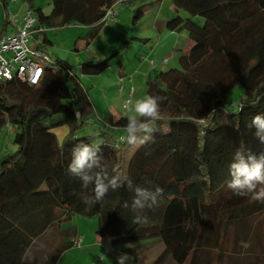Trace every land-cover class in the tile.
<instances>
[{
  "label": "trees",
  "instance_id": "trees-1",
  "mask_svg": "<svg viewBox=\"0 0 264 264\" xmlns=\"http://www.w3.org/2000/svg\"><path fill=\"white\" fill-rule=\"evenodd\" d=\"M33 1L26 0L29 8ZM117 1L50 0L48 14L37 8L36 27L86 26L93 39ZM171 6L175 15L155 20V32L186 33L190 46L178 59L179 69L148 77L146 92L163 97L153 140L136 145L126 171L117 147L126 143L101 141L102 164L113 175L128 176L134 186L163 189L156 204L143 210L123 207L133 196L126 186L85 202L92 185L82 188L67 171L74 145L94 143L108 132L75 135L91 104L74 67L59 59L50 64L46 56L37 85L17 77L0 80V129L12 127L17 142L16 151L0 159V264H56L72 241L49 251L38 246L39 240L52 225L74 215L95 217V233L112 244L154 239L161 249L147 264L167 259L213 264L210 253L220 252L227 233L264 213V200L236 195L226 186L238 147L264 151L250 126L252 116L264 111V0H172ZM132 11L135 23L143 12ZM41 44H50L43 31L35 46L43 51ZM115 53L85 60L80 74H101ZM236 85L241 96L230 105L227 94ZM101 121L110 129L126 124L123 116ZM59 125L69 126L61 144L52 131Z\"/></svg>",
  "mask_w": 264,
  "mask_h": 264
},
{
  "label": "rangeland",
  "instance_id": "rangeland-1",
  "mask_svg": "<svg viewBox=\"0 0 264 264\" xmlns=\"http://www.w3.org/2000/svg\"><path fill=\"white\" fill-rule=\"evenodd\" d=\"M171 1L138 0L127 7L122 6L121 8L119 5H114V22H120L117 30L115 32L105 30L102 35L98 34L93 39L87 37L89 28L84 26L46 28L45 32H49V40L52 44L40 46L49 56L50 64L58 59L50 57V49H53L54 52L57 51L60 54L58 55L59 60H63L75 68L91 106L92 101L88 93L94 89L98 90L101 99L103 97L111 101L117 99L115 95L121 84L120 75L126 80L133 77L132 86L136 91L145 93L148 81L147 74L151 72V76L153 77L159 71H167L173 68L179 69L180 64L178 59L183 54V51L188 50L190 46L186 33L179 34L164 31L162 32V38L165 35L167 36H165L164 40H158V35L154 29V22L155 20H167L170 16L175 15L171 10ZM6 3L7 11L3 13L1 9L2 3L0 2V25L4 23V20H8L10 23L21 21L23 12L29 7L26 0H14L11 2L6 0ZM33 5L34 8H31L33 14L36 13L38 7H41L45 14H48L52 8L50 0H34ZM148 5L149 7H147ZM134 9H139L143 12L140 18L135 20V23L132 21L134 16L132 10ZM178 14L181 16L186 15L184 12ZM197 19H200V22L202 20L199 17ZM6 27L9 29L10 24L8 23ZM102 29L100 28L98 32H101ZM78 38L88 41V44L84 48L83 55L75 59L73 47L78 43L75 42ZM94 42L95 44L92 45ZM27 44L33 46L34 39L30 37ZM114 51L116 53L107 59L109 67L104 72L97 76L80 74L78 66L82 62L87 59H92L93 61L102 60L110 56ZM164 58L167 60L165 63H163ZM151 63L156 66L154 71H150L151 69H149L152 68ZM241 91L242 88L239 85L234 86L227 94V103L230 105L236 103L241 96ZM101 99L97 100L100 101ZM93 105L97 106L94 103ZM103 106L105 105L103 104ZM97 110L99 111L98 108ZM58 117L60 116H56L52 120H58ZM52 131L55 133L57 141L61 144L65 134L69 132V126H55L52 127ZM14 136L15 130L12 127L5 126L0 129V159L16 151L17 142ZM122 144L120 142V146L118 145L117 147L118 149H124L120 153V166L126 171L131 154L135 150L132 146H136L137 144L131 145V148L128 150L126 148L128 144ZM96 221L95 217L74 215L69 219L61 221L58 225H52L46 230L41 240H39L38 246L51 251L53 246L60 245L66 239L83 238V246H102L103 250H105L102 253L104 255L103 258L107 264H115L116 258L122 253H128L134 257V254L128 251L135 252L136 256L141 260H144L143 256L145 254H148L149 258L152 259L155 258L161 249L154 239L118 243L111 247L108 236H99L95 233ZM227 234L226 242L219 246L220 252L214 251L210 253L213 264H217V253L220 255V264H264V213L248 219L244 225L236 229V233L231 232ZM244 241H247L250 246L247 248L242 247V242ZM77 248H71L72 252L65 254L61 258L60 264H87L91 262L88 258L81 261ZM82 251L83 248L81 249ZM134 264L142 263L136 261L134 258ZM165 264L176 263L167 259Z\"/></svg>",
  "mask_w": 264,
  "mask_h": 264
},
{
  "label": "clouds",
  "instance_id": "clouds-1",
  "mask_svg": "<svg viewBox=\"0 0 264 264\" xmlns=\"http://www.w3.org/2000/svg\"><path fill=\"white\" fill-rule=\"evenodd\" d=\"M27 9L32 10L29 7ZM37 34L42 35V32ZM162 102L163 97L147 92L135 99L121 100L120 109L126 124L123 126L124 134L120 136V140L128 145H144L152 141L153 132L156 131L155 123L161 118ZM250 126L258 142L264 144V111L252 116ZM101 143L99 140L94 143L80 142L71 150L67 171L79 179L82 188L92 185V194L84 197L85 202L100 201L110 189L126 186L131 189L133 196L131 204L125 201L123 207L143 210L146 206L156 204L163 189L159 186H134L128 176L113 175L102 164L104 157ZM226 186L236 195L251 194L256 200H264V151L255 153L251 149L238 147L228 165ZM249 246L247 241L242 242V247ZM101 260L100 257L99 261ZM115 264H134V257L122 253L116 258Z\"/></svg>",
  "mask_w": 264,
  "mask_h": 264
},
{
  "label": "crops",
  "instance_id": "crops-1",
  "mask_svg": "<svg viewBox=\"0 0 264 264\" xmlns=\"http://www.w3.org/2000/svg\"><path fill=\"white\" fill-rule=\"evenodd\" d=\"M8 1L11 2V1H14V0H8ZM114 5L115 6L119 5L120 8L122 7L118 3V1ZM1 9H2L3 13H4V11H7L6 5H2ZM1 9H0V13H1ZM113 10H114V6H112V8H111V15L108 16L107 20H105L103 22V24L101 25V27H100V28H103L102 31L98 32L99 31L98 30L96 35H98V34L102 35V33L105 30H110V31H113V32H115L117 30L118 24L120 22L119 21L114 22L113 16L115 15V13L113 12ZM171 10H172V6H171ZM4 22L5 23H3L4 24L3 27H2V24L0 25V34H10V33L14 32L15 29H16V26L19 24L20 21H16V22H11L10 23L8 20H4ZM8 23L10 24V28L9 29L6 27V25ZM84 27H86V26H84ZM88 28H89V31H90V27H88ZM50 34H51V32H50ZM157 35H158V40H160V41L164 40L165 36H167V35H165L164 38H162V33H157ZM40 36H41V34H37V33H33L32 34L31 37L34 39L33 46H36L39 43V37ZM44 36L49 40V32H45L44 31ZM50 39H51V36H50ZM80 39H82V38H78L75 41V42H78V43L75 45V47H73L74 48L73 51H74L75 59L77 57H80V56L83 55L84 48L88 44V41L86 42V41L80 40ZM68 43H70V41H68ZM51 44L52 43L50 41V45ZM94 44H95V42L92 43V45H94ZM45 45H48V44H45ZM42 46H44V45H42ZM41 49H42V47H41ZM43 53L46 56H48L47 53L44 50H43ZM49 55H50V57H56V58L59 59L58 55H60V54L57 51L54 52L53 49H50V54ZM155 68H156V66L154 65V68H149V69H151L150 71H154L153 69H155ZM147 75H148V77H150L151 76V72H149ZM122 77L123 76L120 75L121 84L118 87L117 94L115 95L117 99H114L113 101H111L110 99L104 98V97L101 99V95L99 94L97 89H94V90H92V91H90L88 93L89 98L92 101V106L90 107L89 112L83 113V115L81 117V120H80V122H81L80 126L75 131V135H77V136H89V135H95L97 133H100L101 132V130H100L101 120L107 119V118H111V119L114 120V119H116L118 117L123 116L122 112H121V109H120L121 100L127 99V98L135 99V98L140 97V96H142L144 94L143 92H140L138 90L136 91L135 88L132 86L131 82H133L132 81L133 77L129 78L127 80L123 79ZM130 90H132V94L129 97L128 95L130 93ZM99 98L101 99L100 101L97 100ZM93 103L95 105H97V106H94ZM103 104L105 106H103ZM97 108L99 109V111L97 110ZM92 114H93V116H92ZM106 131H108V132H106ZM102 132L103 133L106 132V133L104 134V136L102 138H100L98 140L99 141H104L107 144H111V145L114 144V141H120V136L124 134L122 128H113V129L104 130ZM126 148L128 150L129 148H131V145H128ZM132 148L135 149L136 146H132ZM122 150H124V149H122ZM73 238H74V236H73ZM69 240L73 242V245L66 252L62 253L59 256L56 264H60L61 258L64 257L65 254H67L68 252H72L71 248H73V247H78L77 249L79 250V256L81 257V261L88 258V260L91 261V262H88L87 264H107L106 260L103 258L104 255L102 253L105 252V250H103L102 246H100V245H98V246L97 245H94V246L85 245V246H83V243H84V239L83 238H81V239H69ZM78 240H79V243L78 244L75 243V241H78ZM110 244H111V247L116 245V244H112L111 242H110ZM82 248H83V251L81 252ZM135 248H137V247H135ZM128 252L133 253L132 251H128ZM100 255H101V258H102L101 261H99V259H98ZM143 257H145L144 260H141L138 257H137V259L135 258V260L136 261H140L142 264H147V263H149V261H151L153 259V258L152 259L149 258L148 254H145ZM152 257H154V256H152ZM112 264H114V263H112Z\"/></svg>",
  "mask_w": 264,
  "mask_h": 264
},
{
  "label": "built area",
  "instance_id": "built-area-1",
  "mask_svg": "<svg viewBox=\"0 0 264 264\" xmlns=\"http://www.w3.org/2000/svg\"><path fill=\"white\" fill-rule=\"evenodd\" d=\"M120 0H118V3ZM111 14L109 11L107 15ZM33 11L26 9L14 32L0 35V80L17 77L30 85H37L42 75V63L47 57L40 49L29 46L28 39L33 33H41L42 27H36ZM32 56V57H31ZM43 61V62H42ZM167 60L163 59V63ZM154 68V64L151 63ZM132 94L130 90L129 97ZM110 125L101 121L100 130H108ZM75 243H79L75 241Z\"/></svg>",
  "mask_w": 264,
  "mask_h": 264
}]
</instances>
